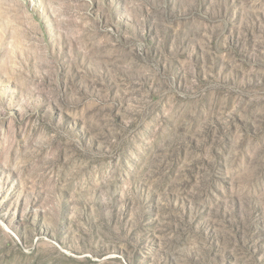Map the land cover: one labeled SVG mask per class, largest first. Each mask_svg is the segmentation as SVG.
<instances>
[{
  "label": "rangeland",
  "instance_id": "obj_1",
  "mask_svg": "<svg viewBox=\"0 0 264 264\" xmlns=\"http://www.w3.org/2000/svg\"><path fill=\"white\" fill-rule=\"evenodd\" d=\"M0 264H264V0H0Z\"/></svg>",
  "mask_w": 264,
  "mask_h": 264
}]
</instances>
